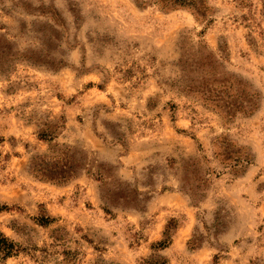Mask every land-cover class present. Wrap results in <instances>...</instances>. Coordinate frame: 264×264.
<instances>
[{
	"label": "rangeland",
	"instance_id": "374dc122",
	"mask_svg": "<svg viewBox=\"0 0 264 264\" xmlns=\"http://www.w3.org/2000/svg\"><path fill=\"white\" fill-rule=\"evenodd\" d=\"M208 2L0 0V264H264V0Z\"/></svg>",
	"mask_w": 264,
	"mask_h": 264
},
{
	"label": "trees",
	"instance_id": "16d2710c",
	"mask_svg": "<svg viewBox=\"0 0 264 264\" xmlns=\"http://www.w3.org/2000/svg\"><path fill=\"white\" fill-rule=\"evenodd\" d=\"M136 4H139L140 6H146L150 3L158 5L164 10H172L176 9L178 7H190L192 8L199 17L201 18H207L210 14V11L212 10V6L209 4L208 0H134ZM226 85V84H224ZM233 83L229 86H225L226 88L233 87ZM222 91V92H221ZM224 90H219L217 88L209 87L206 90V94H208V99L216 101V102H222L219 106L223 108L224 112L227 116H231L235 111H243L244 113H250L252 112L256 107V100H255V94L249 91L248 89L244 88V93L242 95H238L235 97H231V94L227 95L228 99H225ZM217 92V93H216ZM237 97V98H236ZM238 99H241L242 101H238ZM76 168L77 166L74 165L71 161H69V158L63 157V159L54 164H47L43 162V160L40 161H34L32 163L31 170L32 172L38 176L49 180H59V181H66L68 179L73 178L76 175ZM40 223L42 225H47L50 223V217L43 216L39 219ZM176 220L171 219L164 231V239L158 243L159 248H165L168 246L171 238V230L172 228L176 227ZM56 238V237H55ZM191 248H196L200 244V239L195 238L191 239L189 241ZM15 249L14 243H12L8 237L4 235L3 232L0 231V253H2L4 256H10L13 253V250ZM147 264H166L164 260H151L147 261Z\"/></svg>",
	"mask_w": 264,
	"mask_h": 264
}]
</instances>
